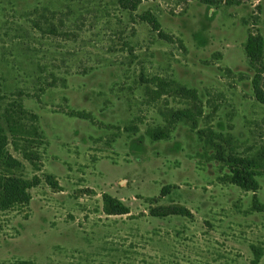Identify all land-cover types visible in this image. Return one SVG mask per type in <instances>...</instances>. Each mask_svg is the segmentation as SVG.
Here are the masks:
<instances>
[{
  "label": "rangeland",
  "instance_id": "rangeland-1",
  "mask_svg": "<svg viewBox=\"0 0 264 264\" xmlns=\"http://www.w3.org/2000/svg\"><path fill=\"white\" fill-rule=\"evenodd\" d=\"M248 31L264 38V0H0V124L29 184L27 203L0 210V264H250L251 245L264 264V169L244 190L203 142L264 148ZM180 109L194 119H172ZM104 192L130 212L106 214ZM157 205L191 215H149Z\"/></svg>",
  "mask_w": 264,
  "mask_h": 264
},
{
  "label": "trees",
  "instance_id": "trees-1",
  "mask_svg": "<svg viewBox=\"0 0 264 264\" xmlns=\"http://www.w3.org/2000/svg\"><path fill=\"white\" fill-rule=\"evenodd\" d=\"M119 5L129 11L136 9L138 0H118ZM139 19L148 23L154 30H159L160 24L157 18L148 10L139 15ZM244 51L249 66L254 70L251 78L252 93L255 99L264 105V91L261 87V77L264 69L262 63L264 38L258 32L248 31L246 40L243 43ZM259 64V65H258ZM180 91L194 96L195 90L181 86ZM71 114L86 117L83 112L71 110ZM194 112L189 109L176 110L172 114L174 120H192ZM199 133V132H198ZM146 136L152 140H167L170 138L169 130L166 128H155L146 130ZM222 140L227 146H222L214 139ZM8 136L0 124V210H5L14 205L25 204L29 200L27 189L28 181L13 171L21 167V162L12 156L6 148ZM210 148L214 149L213 159L221 162L229 171V181L238 187L252 191L258 188L257 176L264 169V148L253 156H243L235 151L234 144L230 137H225L220 133L213 131L203 141ZM262 169V170H261ZM169 190V185L160 188L158 196L150 198V203L158 201V197L165 195ZM103 210L106 214H128L129 207L117 197L104 192L101 196ZM185 215L191 213L183 206L177 205H157L149 208V215L154 217H165L168 215ZM252 258L250 264H259L263 255L261 248L251 245Z\"/></svg>",
  "mask_w": 264,
  "mask_h": 264
}]
</instances>
